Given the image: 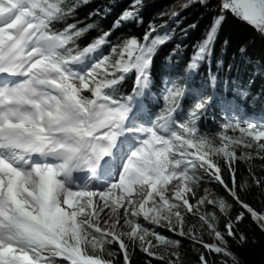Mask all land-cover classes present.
I'll list each match as a JSON object with an SVG mask.
<instances>
[{"label":"snow or ice","instance_id":"obj_1","mask_svg":"<svg viewBox=\"0 0 264 264\" xmlns=\"http://www.w3.org/2000/svg\"><path fill=\"white\" fill-rule=\"evenodd\" d=\"M154 9L0 0V264H240L264 234V0Z\"/></svg>","mask_w":264,"mask_h":264},{"label":"trees","instance_id":"obj_2","mask_svg":"<svg viewBox=\"0 0 264 264\" xmlns=\"http://www.w3.org/2000/svg\"><path fill=\"white\" fill-rule=\"evenodd\" d=\"M155 2V9L154 10H163L167 9L171 4H173L174 0H154ZM188 18L189 22L192 20L199 19L198 10L193 8L185 13ZM209 18L205 17L203 20H200L199 27L197 30L193 31L191 34V41H196L199 39L203 33L205 26L209 23ZM223 35L225 37H230L232 40L233 48L235 45L241 41H251L252 40V33L249 29L245 26L241 25L238 21L234 19H229L228 22L224 25V32ZM253 52L255 55L260 54V42L257 38V43L253 45ZM227 59H231L233 56V52L230 50L224 54ZM260 83L258 82L256 86H254V90L260 87ZM251 111V110H249ZM260 114V105L257 104V111L256 115L259 116ZM215 123L212 121L208 122L209 129L215 128ZM248 200L259 210L261 208V198L257 196L250 195ZM247 235L249 237V242L244 246H237L233 245L234 250L239 254L240 264H264V234H261L259 230L255 229L253 225H247ZM190 246H185V251H187V255L192 258L194 261L195 254H192L189 250ZM142 256L137 253L136 256V264H139ZM154 264L156 262L154 261Z\"/></svg>","mask_w":264,"mask_h":264},{"label":"rangeland","instance_id":"obj_3","mask_svg":"<svg viewBox=\"0 0 264 264\" xmlns=\"http://www.w3.org/2000/svg\"><path fill=\"white\" fill-rule=\"evenodd\" d=\"M192 254H194V253H192Z\"/></svg>","mask_w":264,"mask_h":264}]
</instances>
